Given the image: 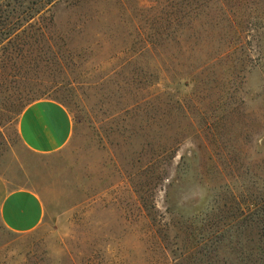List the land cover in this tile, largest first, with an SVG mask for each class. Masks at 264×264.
Masks as SVG:
<instances>
[{
	"label": "rangeland",
	"instance_id": "rangeland-1",
	"mask_svg": "<svg viewBox=\"0 0 264 264\" xmlns=\"http://www.w3.org/2000/svg\"><path fill=\"white\" fill-rule=\"evenodd\" d=\"M74 1L0 0V174L45 206L0 264H264V0ZM34 15L63 72L4 61ZM41 97L74 122L45 156L16 131Z\"/></svg>",
	"mask_w": 264,
	"mask_h": 264
},
{
	"label": "crops",
	"instance_id": "crops-1",
	"mask_svg": "<svg viewBox=\"0 0 264 264\" xmlns=\"http://www.w3.org/2000/svg\"><path fill=\"white\" fill-rule=\"evenodd\" d=\"M16 131L28 151L45 156L69 144L74 122L63 104L41 97L21 108ZM44 216L45 206L38 191L30 186L10 188L0 174V222L5 229L17 234L33 232L42 225Z\"/></svg>",
	"mask_w": 264,
	"mask_h": 264
},
{
	"label": "trees",
	"instance_id": "trees-1",
	"mask_svg": "<svg viewBox=\"0 0 264 264\" xmlns=\"http://www.w3.org/2000/svg\"><path fill=\"white\" fill-rule=\"evenodd\" d=\"M88 0H75L76 5H84ZM33 19V21H29ZM26 21L27 29L24 28L20 36H17L13 41H9L10 50L5 49L4 61L8 62L11 66L16 68V61H20V66L23 68V73L26 75L46 71L52 66H56L60 71H64L65 68V55L57 51L52 42L47 25L44 22L45 17L31 16ZM51 20V16L49 18ZM145 48L148 44L146 39L144 40ZM51 98V97H48ZM65 107L63 101L57 98H52ZM30 102V101H29ZM27 102V103H29ZM26 103V104H27ZM30 233V232H29ZM27 234V233H22Z\"/></svg>",
	"mask_w": 264,
	"mask_h": 264
}]
</instances>
